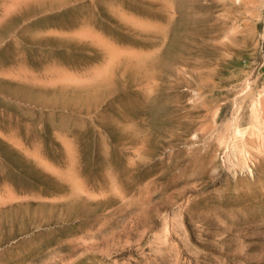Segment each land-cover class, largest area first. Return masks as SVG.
Instances as JSON below:
<instances>
[{"label":"rangeland","instance_id":"obj_1","mask_svg":"<svg viewBox=\"0 0 264 264\" xmlns=\"http://www.w3.org/2000/svg\"><path fill=\"white\" fill-rule=\"evenodd\" d=\"M0 264H264V0H0Z\"/></svg>","mask_w":264,"mask_h":264},{"label":"bare ground","instance_id":"obj_2","mask_svg":"<svg viewBox=\"0 0 264 264\" xmlns=\"http://www.w3.org/2000/svg\"><path fill=\"white\" fill-rule=\"evenodd\" d=\"M170 57H171V56H170ZM204 122H205V121H204ZM191 124H192V123H191ZM191 124H190V126H192ZM193 125H194V123H193ZM183 126H185V125H183ZM187 126H188V125H187ZM187 126H186V127H187Z\"/></svg>","mask_w":264,"mask_h":264}]
</instances>
